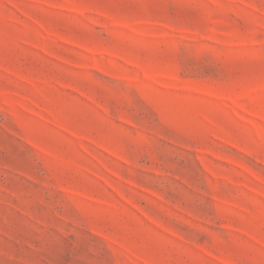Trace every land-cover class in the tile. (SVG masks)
Listing matches in <instances>:
<instances>
[{
    "label": "rangeland",
    "instance_id": "1",
    "mask_svg": "<svg viewBox=\"0 0 264 264\" xmlns=\"http://www.w3.org/2000/svg\"><path fill=\"white\" fill-rule=\"evenodd\" d=\"M0 264H264V0H0Z\"/></svg>",
    "mask_w": 264,
    "mask_h": 264
}]
</instances>
